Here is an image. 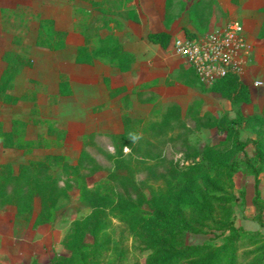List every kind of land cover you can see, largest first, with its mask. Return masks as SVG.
Wrapping results in <instances>:
<instances>
[{
    "label": "rangeland",
    "instance_id": "obj_1",
    "mask_svg": "<svg viewBox=\"0 0 264 264\" xmlns=\"http://www.w3.org/2000/svg\"><path fill=\"white\" fill-rule=\"evenodd\" d=\"M51 1L56 0H0V19L5 16L14 26L10 30L0 26V77L7 67L2 53L20 51L12 42L13 35L26 33L22 45L34 46L40 12L49 16L55 12ZM59 1L63 4L56 26L70 33L71 46L78 43V37L83 39L80 32L87 31L90 55L107 53L116 45L124 50L145 33L142 27L153 24L169 36L167 47L161 48L178 68L165 73V85H159V80L138 85L132 79L136 84L131 91L123 79L112 78L115 89L110 98L123 101L117 109L110 105L99 112L76 110L71 102L57 104L56 88L38 82V72L49 80L48 56L16 77L10 93L24 97L23 102L4 103L0 94V121L7 130L15 118L43 122L30 124L26 132V139L39 137L37 144L43 147L12 149L0 142V166L10 164L15 176L29 160L45 161L49 155L63 158L46 175H35L58 187L50 201L38 198L31 207L26 194L29 186L20 189L0 179V264H51L57 258L66 260L65 264H191L195 260L169 262L170 251L152 237L154 212L174 202L188 205L183 214L198 231L185 232L179 239L181 247L221 248L230 235L226 227L232 223L239 234L249 235L235 245L237 264H252L264 253V228L255 218L256 180L245 161L257 159V150L262 154L258 185L264 207V0ZM233 21L242 25L249 45L244 71L237 76L242 93L234 107L226 97L227 82L202 83L172 49L177 38L203 36ZM129 60L113 65L101 61L123 74L128 72ZM64 70L70 73L72 66ZM75 81L80 90L81 80ZM110 83V79L104 82L107 87ZM154 87L156 92L150 90ZM131 97L139 98V104L152 105L150 114L143 117L140 105L129 107ZM118 115L123 132L128 123L121 137L123 132L111 133L119 128ZM47 121L67 132L65 140L48 135ZM228 127H243L239 134L243 152L234 146ZM203 158L233 165L232 177L206 171ZM63 164L77 167L78 173ZM4 169L1 176L10 175ZM114 173L130 180L112 182L107 193L114 190V198L96 199L82 193V186L104 193L108 186L100 183ZM9 195L20 197V210L8 201ZM119 208L137 213L138 222H121L113 215Z\"/></svg>",
    "mask_w": 264,
    "mask_h": 264
},
{
    "label": "trees",
    "instance_id": "obj_2",
    "mask_svg": "<svg viewBox=\"0 0 264 264\" xmlns=\"http://www.w3.org/2000/svg\"><path fill=\"white\" fill-rule=\"evenodd\" d=\"M1 23L3 28L6 30H10L14 28L13 22L9 19L6 21L5 16H2ZM40 17V16H39ZM80 34L83 36L84 44H81L77 48L76 54V63L78 64H88L92 65L95 60H105L109 64H117V61L120 59L130 58L129 53L124 51L116 45V47H112L107 53H97L90 55L87 49V31H83ZM24 37H26V33L23 35L15 34L13 35V44L17 46L20 51L18 52H7L3 56V61L7 63V67L4 70L3 74L0 77V94H2L3 102L7 104H17L24 101V97H19L11 94V90L13 88V84H15V79L18 75L22 74L27 68L32 66L33 59L30 55L31 47H25L22 43L24 42ZM68 32L57 29L56 21L53 19H43L39 18L38 29L36 39L34 41L35 47L48 51H59L66 47L67 45ZM108 37H105L104 42L106 43ZM193 38V36H190ZM147 39L149 42L159 45L163 49H165L169 42V36L163 32L157 33H149L147 35ZM102 40V41H103ZM106 40V41H105ZM23 48H26L23 50ZM23 50V51H22ZM191 69V68H190ZM194 73V71L191 69ZM196 76V74L194 73ZM197 77V76H196ZM199 80V79H198ZM66 79L63 78L60 83V95L68 94L66 90ZM227 82L226 86V97L234 107L237 105L238 99L241 92L242 84L238 80L237 76L229 75L225 78L217 80L216 83ZM11 89V90H10ZM10 90V91H9ZM36 108V106H34ZM237 114L241 116V113L237 111ZM38 125L43 124V122L38 119H29L23 120L19 118L12 119L10 123V129H6L5 123L0 121V142L5 148L12 149H26V148H39L43 147L37 144L39 137L34 140L26 139V132L29 125ZM45 124L48 125V135L54 136L55 139H64L66 138L67 132L61 129L56 122L47 121ZM128 129V123L124 126L123 134L119 135V137L123 136L126 130ZM243 127H240L239 130L234 128H227V131L233 133L234 146L241 152L244 151L245 145L241 143L239 139L240 130ZM217 131L219 133L223 132V129L220 126H217ZM52 138V137H51ZM42 139V138H41ZM50 141V140H48ZM47 141V142H48ZM43 142V140L41 141ZM37 144V145H36ZM256 158H246L245 166L251 172V174L255 178V199L254 205L257 208L256 221L260 224L262 228H264V207L261 203L259 185H258V177L260 175V169L258 164L262 161V154L260 151H256ZM84 155L83 157H86ZM45 161L43 160H29L27 163L20 166V171L18 176H13L14 171L11 169L10 164H5L0 166V179L3 178L2 182H9L15 185L18 188H23L24 186H29L30 189L28 193H26L29 197V202L31 207L33 206V201L38 198L41 200L50 201L51 198L54 197L57 190V186H52L48 183V180L45 179H35V175H46V172L49 171L51 167L58 166L63 158L59 155H49L46 156ZM48 160V161H47ZM205 161V169L208 172L214 173L218 177H227L228 179L232 177L234 173L233 165L228 167L226 164L207 160L203 158ZM67 170H71L74 174L78 173V168L69 166L68 164H63ZM8 168L10 175L1 176L2 173L6 171ZM120 167L117 168L119 171ZM121 179L130 181L128 177H120L119 175H110L107 181H103L100 183L101 187H106L104 193H100L99 191H92L85 186L81 187L82 193L84 195H89L91 198H99L103 200H108L111 197L109 195H113L114 198V190L107 193L108 189H112L111 184L114 180ZM129 189L126 188V192ZM8 201L12 202L11 204H15L20 210L21 199L18 196L10 197L8 196ZM185 201V200H183ZM186 202V201H185ZM201 203V202H198ZM182 206H188L186 204H182ZM183 207L178 202H174L164 209H158L154 212L152 220L150 221L152 227V237L155 240L156 244L162 245L170 251L169 262L172 259L177 260H185L191 259L195 260L191 264H237V257L235 255L236 249L235 245L238 241L248 238L249 235L242 236L239 232L234 228L232 223H229L226 229L229 232V237L224 241V245L221 248L215 247H181L182 243H179V239L185 232L197 233L198 231L192 227L191 222L185 217L183 214ZM113 215L121 220L123 223L135 225L138 221L136 220L137 213H133L132 211H125L124 209H116ZM180 247V248H179ZM204 259L202 262H197V259ZM66 260L57 258L54 259L51 264H65ZM252 264H264V253L257 260L252 262Z\"/></svg>",
    "mask_w": 264,
    "mask_h": 264
},
{
    "label": "crops",
    "instance_id": "obj_3",
    "mask_svg": "<svg viewBox=\"0 0 264 264\" xmlns=\"http://www.w3.org/2000/svg\"><path fill=\"white\" fill-rule=\"evenodd\" d=\"M62 4L63 2L59 0H56L54 2L51 1L50 5L53 6V9H55L53 15L49 16L45 12H40V17L43 19H53L57 21L59 15L58 9H61L60 6ZM57 24L58 23L56 22V25ZM0 26L2 27V29H4L1 23V19ZM142 29H145V33H143L140 38L131 41L128 48L123 45L124 51H126L130 55V60L128 61V65H126V71H128L127 73L121 74V72L117 71L116 68L111 67L109 64L107 65V63L105 62L102 63V61L100 60H95L92 65L76 63L77 48L78 46L83 44L84 40H81V38L78 37V43L76 42L75 45L71 46L69 43L70 33L68 34L66 47L59 51H48L39 49L35 47V45L32 47L30 46V55L33 59V63L32 66L27 68L23 73H26L31 68H35L36 65L38 66V63L41 62L43 58L48 56L50 57V63L52 66L51 73L50 75H48L50 76L49 80L46 79V74H43L42 72H38V75H40L41 79H34L35 81L38 80V82H41L46 86L49 84L56 88L55 96L59 95L57 104L62 101L67 102L68 104H70L69 102H71V108H75L76 110L88 108L92 112L95 110L99 112V110L107 109L110 105H112L111 107L117 109L120 102L123 100L120 97L114 99L110 98L111 92L113 91V89H115L114 81L112 80V78H115L117 80L123 79L125 81L124 85L127 90L131 91V89L134 88L136 84L132 82V79L136 81L138 85H147L154 80H159V85H165V73H171L173 68H178L177 65L173 67L172 60L170 58L168 59V57L164 53V50L159 45H155L149 42L147 39L146 35H148L149 33L160 32L158 30V27L153 28V24H151V26L147 25V27H142ZM154 29H156V31ZM65 31L67 32V30ZM5 53V51L2 53L1 60H3V56ZM175 55L178 56L179 59H181L178 54ZM68 65L72 66V73L64 72V67ZM159 68L161 71L158 70ZM64 74H66V76ZM63 77L67 81L66 90L68 91V94L60 95V83ZM75 78L81 80V91L76 88ZM106 79L111 80L110 86L108 85V87L104 84ZM154 89L155 87L151 88L150 90L156 92V90ZM51 94L54 96L53 93ZM53 102L55 103V101ZM137 102H139V98L131 97L129 99V107H131L132 109H136L137 105H140V110L144 114L143 117L148 116L152 111L153 106L147 103L139 104ZM118 118L119 128L111 133L119 134L123 132L121 117L119 115Z\"/></svg>",
    "mask_w": 264,
    "mask_h": 264
},
{
    "label": "built area",
    "instance_id": "obj_4",
    "mask_svg": "<svg viewBox=\"0 0 264 264\" xmlns=\"http://www.w3.org/2000/svg\"><path fill=\"white\" fill-rule=\"evenodd\" d=\"M172 49L205 84L241 75L249 55L244 29L236 21L203 36L177 38Z\"/></svg>",
    "mask_w": 264,
    "mask_h": 264
}]
</instances>
